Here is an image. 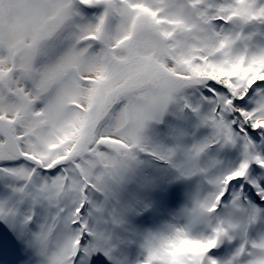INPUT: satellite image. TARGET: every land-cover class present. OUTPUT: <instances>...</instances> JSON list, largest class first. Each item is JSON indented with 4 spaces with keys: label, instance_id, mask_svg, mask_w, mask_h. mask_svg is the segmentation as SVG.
<instances>
[{
    "label": "snow or ice",
    "instance_id": "6c2138e0",
    "mask_svg": "<svg viewBox=\"0 0 264 264\" xmlns=\"http://www.w3.org/2000/svg\"><path fill=\"white\" fill-rule=\"evenodd\" d=\"M0 264H264V0H0Z\"/></svg>",
    "mask_w": 264,
    "mask_h": 264
}]
</instances>
